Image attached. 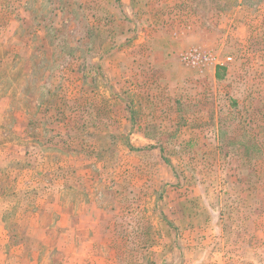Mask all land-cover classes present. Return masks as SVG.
<instances>
[{
	"label": "rangeland",
	"instance_id": "obj_1",
	"mask_svg": "<svg viewBox=\"0 0 264 264\" xmlns=\"http://www.w3.org/2000/svg\"><path fill=\"white\" fill-rule=\"evenodd\" d=\"M0 264H264V0H0Z\"/></svg>",
	"mask_w": 264,
	"mask_h": 264
},
{
	"label": "built area",
	"instance_id": "obj_2",
	"mask_svg": "<svg viewBox=\"0 0 264 264\" xmlns=\"http://www.w3.org/2000/svg\"><path fill=\"white\" fill-rule=\"evenodd\" d=\"M184 58L188 60L189 62L196 64L200 61H205V62L211 61L212 55L209 53H203L196 49L184 55Z\"/></svg>",
	"mask_w": 264,
	"mask_h": 264
},
{
	"label": "crops",
	"instance_id": "obj_3",
	"mask_svg": "<svg viewBox=\"0 0 264 264\" xmlns=\"http://www.w3.org/2000/svg\"><path fill=\"white\" fill-rule=\"evenodd\" d=\"M73 215H74V213H73ZM75 216V215H74Z\"/></svg>",
	"mask_w": 264,
	"mask_h": 264
}]
</instances>
